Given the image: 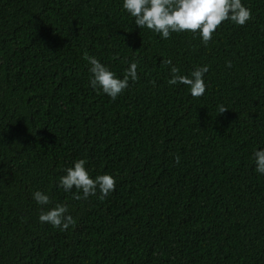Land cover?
Instances as JSON below:
<instances>
[{"label":"trees","instance_id":"1","mask_svg":"<svg viewBox=\"0 0 264 264\" xmlns=\"http://www.w3.org/2000/svg\"><path fill=\"white\" fill-rule=\"evenodd\" d=\"M242 3L251 18L204 45L138 29L120 0H0V264H264V0ZM85 54L139 79L112 100ZM165 59L209 65L204 95L168 85ZM79 159L114 191L59 188ZM37 189L74 224L39 222Z\"/></svg>","mask_w":264,"mask_h":264},{"label":"clouds","instance_id":"2","mask_svg":"<svg viewBox=\"0 0 264 264\" xmlns=\"http://www.w3.org/2000/svg\"><path fill=\"white\" fill-rule=\"evenodd\" d=\"M120 4L138 29L150 30L165 40L172 33L190 32L198 36L204 45L212 39L214 31L222 22L230 21L243 26L251 18V10L242 0H120ZM83 59L89 65V86L112 100L129 87V81L136 82L139 79L136 60L125 61L127 67L123 70V75L117 76L97 57L85 54ZM163 63L168 66V85L185 86L193 98L204 95V77L209 71V65L194 66L190 74L185 75L181 74V70L171 59H165ZM226 66L231 67V62H226ZM226 110L223 105L217 107L218 114ZM251 160L255 172L264 176V148L254 149ZM85 165V159L73 161L72 166L63 169L64 174L59 177L57 186L65 192H71L75 188L76 199L86 200L89 196H97V193L98 199H104L114 191L115 177L108 173L93 177ZM31 196L37 205L42 206L38 215L39 222L50 224L61 231L74 224L66 203H55L47 207L52 203L51 197L46 191L39 189L33 191Z\"/></svg>","mask_w":264,"mask_h":264}]
</instances>
